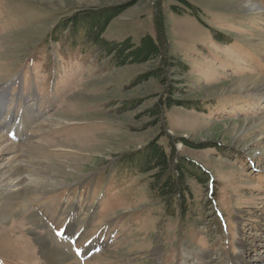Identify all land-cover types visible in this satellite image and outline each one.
<instances>
[{"label": "rangeland", "instance_id": "rangeland-1", "mask_svg": "<svg viewBox=\"0 0 264 264\" xmlns=\"http://www.w3.org/2000/svg\"><path fill=\"white\" fill-rule=\"evenodd\" d=\"M101 8L121 9L103 33L117 42L157 40L160 19L184 71L138 81L161 59L116 66L80 34L74 46L49 39L62 19ZM262 35L264 0H0V132L19 145L28 205L0 222V264H49L36 236L74 264H264V89L236 82L264 79ZM172 86L200 110L152 115ZM157 138L212 176L190 180L184 216L124 161Z\"/></svg>", "mask_w": 264, "mask_h": 264}, {"label": "trees", "instance_id": "trees-1", "mask_svg": "<svg viewBox=\"0 0 264 264\" xmlns=\"http://www.w3.org/2000/svg\"><path fill=\"white\" fill-rule=\"evenodd\" d=\"M121 13V9L101 8L96 10H83L69 18L62 19L49 34V39L54 42H62L71 39V44H77L79 34L84 36L86 44L95 46L98 50L112 57L116 66H124L134 63H145L151 59L160 58V66L149 71L144 76L138 77V81L146 80L148 77L160 79L166 82V74L171 69L180 70L186 68L182 61H172L168 57L167 39L165 27L160 19H157L158 39L150 35L141 38L139 44L134 43L130 38L123 41L107 40L103 33L110 22ZM69 35V36H68ZM177 83V81H175ZM168 96L160 98L150 109L152 115L159 113L162 106L173 107L181 104L187 108L200 110L197 103L179 102L173 99L176 86L170 87ZM187 143L186 139H182ZM170 152L159 143V139H154L148 146L140 150L124 155V161L128 162V167L144 174H150V189L156 197L164 203L167 214L174 216L179 212L182 216L187 214L188 202H193V193L190 188V180H196L200 184L208 183L211 180L209 172L196 166L190 159L182 157L176 153L175 144L170 142ZM188 208V209H187Z\"/></svg>", "mask_w": 264, "mask_h": 264}, {"label": "bare ground", "instance_id": "bare-ground-1", "mask_svg": "<svg viewBox=\"0 0 264 264\" xmlns=\"http://www.w3.org/2000/svg\"><path fill=\"white\" fill-rule=\"evenodd\" d=\"M258 44L264 50L263 35L259 37ZM236 82L238 84V89L245 90L246 88L248 89V87L250 86H251L250 88L252 89L253 88L264 89V79L258 76L241 78L236 80ZM25 111L26 112H24L23 114L24 115L22 120L23 122H21L22 124H19V126L21 125L22 128L28 130L30 129L28 126H30L31 123H33L34 120H36V116L33 114V111L30 109H26ZM19 126L17 125L13 129L15 131L14 132L15 134L13 135L18 139L24 136L23 133L19 131ZM26 126L28 129L26 128ZM32 130L33 128L31 129V131ZM19 150H20L19 145L16 142L12 141L11 139L9 140V138H6V135L4 133L0 132V159H4L6 155H9V157L6 159L7 164L3 169L2 168L0 169V222L2 223H4L12 213L20 214L28 208L25 199L21 197V192L25 188V186H27L26 185L27 181L24 175H20V170L22 168L20 157L22 156H20V153L18 152ZM29 187L30 189L36 188V186H29ZM35 194L37 196L39 195V193H35ZM15 205H16V209H13L15 208ZM36 237H37L36 241L40 246L38 248L40 249V253H41L40 256H42V258L45 259L49 264H74L73 262H69L70 258L66 254H64L58 248L57 245L51 246V244L47 241L46 237L44 236H36ZM54 244H57V242Z\"/></svg>", "mask_w": 264, "mask_h": 264}]
</instances>
